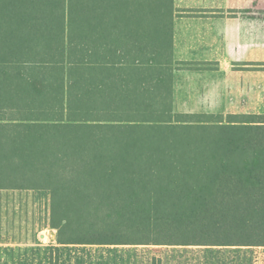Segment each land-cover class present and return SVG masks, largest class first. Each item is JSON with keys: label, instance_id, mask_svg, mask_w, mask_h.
I'll use <instances>...</instances> for the list:
<instances>
[{"label": "trees", "instance_id": "1", "mask_svg": "<svg viewBox=\"0 0 264 264\" xmlns=\"http://www.w3.org/2000/svg\"><path fill=\"white\" fill-rule=\"evenodd\" d=\"M173 15V0H0V190L46 191L60 245L235 247L250 264L264 114L174 111Z\"/></svg>", "mask_w": 264, "mask_h": 264}, {"label": "crops", "instance_id": "2", "mask_svg": "<svg viewBox=\"0 0 264 264\" xmlns=\"http://www.w3.org/2000/svg\"><path fill=\"white\" fill-rule=\"evenodd\" d=\"M173 11L174 111L264 114L258 57L264 17L257 14V0H173Z\"/></svg>", "mask_w": 264, "mask_h": 264}, {"label": "rangeland", "instance_id": "3", "mask_svg": "<svg viewBox=\"0 0 264 264\" xmlns=\"http://www.w3.org/2000/svg\"><path fill=\"white\" fill-rule=\"evenodd\" d=\"M257 14L264 17V0ZM49 218L46 191L0 190V264H237L242 257L235 247L60 245ZM250 251V264H264V247Z\"/></svg>", "mask_w": 264, "mask_h": 264}]
</instances>
